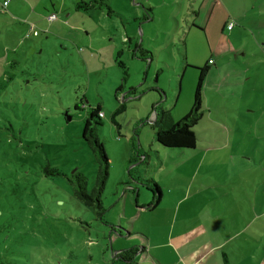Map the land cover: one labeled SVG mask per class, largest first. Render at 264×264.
Here are the masks:
<instances>
[{"label": "rangeland", "instance_id": "374dc122", "mask_svg": "<svg viewBox=\"0 0 264 264\" xmlns=\"http://www.w3.org/2000/svg\"><path fill=\"white\" fill-rule=\"evenodd\" d=\"M53 1L52 23L50 0H12L0 10V171H8L0 178V264H119V244L141 247L132 238L139 232L119 224L117 203L135 174L158 170L150 124L161 108L176 122L190 112L210 59L198 146L231 142L236 159L264 156V0H98L86 11L77 4L93 0ZM33 26L39 37H28ZM99 106L96 135L110 160L102 217L71 182L80 172L89 195L95 187L99 166L83 130ZM141 146L152 167L141 162ZM48 166L61 175L47 177Z\"/></svg>", "mask_w": 264, "mask_h": 264}, {"label": "crops", "instance_id": "0c3cea01", "mask_svg": "<svg viewBox=\"0 0 264 264\" xmlns=\"http://www.w3.org/2000/svg\"><path fill=\"white\" fill-rule=\"evenodd\" d=\"M4 1L0 0V10L7 13L12 2L4 9ZM50 3L54 13L46 9L48 20L56 14L54 1ZM190 15H196L192 24H197L199 11L192 10ZM204 142L197 144L195 152L168 154L175 166L154 146L160 154L158 170L145 178L139 171L137 181L125 186L123 200L117 203L122 204L119 224L139 232L132 236L140 238L142 247L136 264H264V156L258 160L254 152L239 160L231 155V142ZM141 151V162L152 167V157H145L142 146ZM148 180L158 184L159 194L149 196L141 185ZM131 194H136L138 202ZM112 227V234L124 238V229ZM118 246L113 256L137 245Z\"/></svg>", "mask_w": 264, "mask_h": 264}, {"label": "trees", "instance_id": "16d2710c", "mask_svg": "<svg viewBox=\"0 0 264 264\" xmlns=\"http://www.w3.org/2000/svg\"><path fill=\"white\" fill-rule=\"evenodd\" d=\"M100 4L98 0H93L89 3H85L80 1L77 4V10L79 8L86 10L96 8L95 5ZM54 7V6H53ZM198 14V12H195ZM51 16V15H50ZM53 16V15H52ZM56 16V14H55ZM49 17V16H48ZM57 17V16H56ZM57 20V18H56ZM56 20H48L50 23L55 22ZM232 28L234 25L231 23L229 24ZM193 27L200 29L194 23L192 24ZM34 32L31 33L28 37H39V33L37 32L36 28L33 26ZM31 30V29H30ZM141 52V56L150 55L148 51H144L139 49ZM144 60H147V57H142ZM186 57L184 56V59ZM212 60L209 61L211 64ZM15 63V62H12ZM211 67L206 65L205 67L199 69L200 77L198 80V84L194 94V101L193 106L190 112L180 121L176 122L173 118L172 112L165 108H161L160 112L158 113L155 121L150 124L151 129L154 131V136L158 143L156 148L158 147L165 154L175 153V154H182L185 151L195 150L199 141H201V137L199 133L196 131V127L200 124L203 119L204 111H203V87L205 83L206 76L210 71ZM122 90V88H121ZM123 91V90H122ZM130 96L135 93V90H131ZM103 113L102 108L99 106L96 109H92L88 116V119L85 122L84 130H83V138L90 146L93 154L96 157V161L99 166V171L96 177V184L89 195L87 186H88V179L83 173H76L73 175V182L76 186V195L83 201H85L86 205L93 207L98 212L99 217H102L105 214L106 209L103 207L102 204V196L105 189L106 182L109 178V168H110V160L107 157V154L104 149V145L96 135L97 127L101 125L102 120L100 119V114ZM104 114V113H103ZM1 122V121H0ZM4 132L3 124L0 126V134ZM2 137V135H0ZM5 139V140H4ZM5 142H7L6 137H2L0 139V150L5 153ZM154 146V143L152 144ZM145 157H149V155L144 154ZM143 156V155H142ZM136 158H132L130 163H135ZM1 163V162H0ZM0 178L4 175H7L8 171L4 169V173L0 171ZM43 173L47 177H57L60 176L61 173L58 169H53L50 166L46 167ZM147 185L145 187L151 194H159L160 188L157 183L152 180L147 181ZM152 185V186H151ZM149 192V193H150ZM115 231V229H113ZM141 247L135 246L133 248L123 250L115 256V261H118L120 264H136L135 257L139 252H141ZM145 252V249H143Z\"/></svg>", "mask_w": 264, "mask_h": 264}, {"label": "built area", "instance_id": "2783aa9c", "mask_svg": "<svg viewBox=\"0 0 264 264\" xmlns=\"http://www.w3.org/2000/svg\"><path fill=\"white\" fill-rule=\"evenodd\" d=\"M10 2H11V0H5L4 1V3H3V7H4V9H6L7 7H8V5L10 4ZM56 16L55 15H53V16H51L50 17V19L49 20H56ZM232 28V25L230 26V29ZM34 32V29L33 28H31V30H30V32H29V35H31V33H33ZM35 33V32H34ZM36 34V33H35ZM212 63V62H211ZM105 117V115L103 114V113H101L100 114V119L102 120L103 118ZM153 122H154V120H153ZM153 122H151V123H153Z\"/></svg>", "mask_w": 264, "mask_h": 264}, {"label": "water", "instance_id": "95a60500", "mask_svg": "<svg viewBox=\"0 0 264 264\" xmlns=\"http://www.w3.org/2000/svg\"><path fill=\"white\" fill-rule=\"evenodd\" d=\"M156 119V118H155ZM155 121V120H154ZM137 178H135V179H132V180H136ZM137 181V180H136ZM139 181V180H138ZM140 183V182H139Z\"/></svg>", "mask_w": 264, "mask_h": 264}]
</instances>
